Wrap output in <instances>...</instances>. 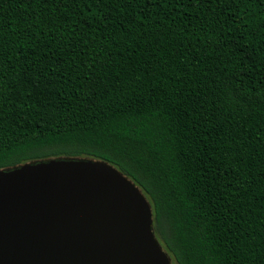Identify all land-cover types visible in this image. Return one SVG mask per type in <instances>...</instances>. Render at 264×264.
Listing matches in <instances>:
<instances>
[{
  "label": "trees",
  "instance_id": "obj_1",
  "mask_svg": "<svg viewBox=\"0 0 264 264\" xmlns=\"http://www.w3.org/2000/svg\"><path fill=\"white\" fill-rule=\"evenodd\" d=\"M115 166L172 264H264V0H0V170Z\"/></svg>",
  "mask_w": 264,
  "mask_h": 264
},
{
  "label": "water",
  "instance_id": "obj_2",
  "mask_svg": "<svg viewBox=\"0 0 264 264\" xmlns=\"http://www.w3.org/2000/svg\"><path fill=\"white\" fill-rule=\"evenodd\" d=\"M153 224L142 190L105 161L0 170V264H172Z\"/></svg>",
  "mask_w": 264,
  "mask_h": 264
},
{
  "label": "rangeland",
  "instance_id": "obj_3",
  "mask_svg": "<svg viewBox=\"0 0 264 264\" xmlns=\"http://www.w3.org/2000/svg\"><path fill=\"white\" fill-rule=\"evenodd\" d=\"M173 263V262H172Z\"/></svg>",
  "mask_w": 264,
  "mask_h": 264
}]
</instances>
